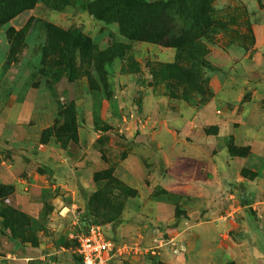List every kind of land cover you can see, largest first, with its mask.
<instances>
[{"label": "rangeland", "instance_id": "rangeland-1", "mask_svg": "<svg viewBox=\"0 0 264 264\" xmlns=\"http://www.w3.org/2000/svg\"><path fill=\"white\" fill-rule=\"evenodd\" d=\"M114 1L0 25V264H264V0Z\"/></svg>", "mask_w": 264, "mask_h": 264}, {"label": "built area", "instance_id": "built-area-1", "mask_svg": "<svg viewBox=\"0 0 264 264\" xmlns=\"http://www.w3.org/2000/svg\"><path fill=\"white\" fill-rule=\"evenodd\" d=\"M75 254L80 264H113L115 244L90 227L76 238Z\"/></svg>", "mask_w": 264, "mask_h": 264}, {"label": "trees", "instance_id": "trees-1", "mask_svg": "<svg viewBox=\"0 0 264 264\" xmlns=\"http://www.w3.org/2000/svg\"><path fill=\"white\" fill-rule=\"evenodd\" d=\"M38 0H0V25L9 20L19 12L29 9ZM123 0H115L112 3H107L108 6L114 3H123ZM140 6H148L143 0H138ZM137 37H143L136 35Z\"/></svg>", "mask_w": 264, "mask_h": 264}]
</instances>
